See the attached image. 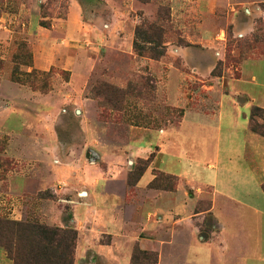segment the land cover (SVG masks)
Instances as JSON below:
<instances>
[{
  "label": "rangeland",
  "instance_id": "obj_1",
  "mask_svg": "<svg viewBox=\"0 0 264 264\" xmlns=\"http://www.w3.org/2000/svg\"><path fill=\"white\" fill-rule=\"evenodd\" d=\"M152 23L159 59L134 49ZM186 103L207 114L199 124L181 122ZM253 106L264 108V0H0V218L76 229L75 264H156L142 252L264 264L260 193L218 196L223 227L205 213L214 183L264 177L244 146ZM159 172L177 188L152 187ZM0 264H13L3 248Z\"/></svg>",
  "mask_w": 264,
  "mask_h": 264
},
{
  "label": "trees",
  "instance_id": "obj_2",
  "mask_svg": "<svg viewBox=\"0 0 264 264\" xmlns=\"http://www.w3.org/2000/svg\"><path fill=\"white\" fill-rule=\"evenodd\" d=\"M161 28L154 23L148 28H136L134 49L139 55L159 59L165 54L158 41ZM158 36V37H157ZM149 45L141 44L139 39ZM262 118L263 122L257 121ZM249 128L264 136V108L253 106L249 118ZM156 157V155H154ZM150 160V159H149ZM154 159H152L153 161ZM177 176L159 172L151 186L173 191L177 188ZM264 190V183L262 184ZM78 231L70 227L51 226L35 221H17L0 218V248H3L13 264H75ZM142 258H151L157 264L156 252H142ZM135 254L133 259L135 258ZM132 264H135L133 261Z\"/></svg>",
  "mask_w": 264,
  "mask_h": 264
},
{
  "label": "crops",
  "instance_id": "obj_3",
  "mask_svg": "<svg viewBox=\"0 0 264 264\" xmlns=\"http://www.w3.org/2000/svg\"><path fill=\"white\" fill-rule=\"evenodd\" d=\"M77 7L78 6L75 4L71 7L70 12H69V16L62 23V25H66V27L70 31H72L74 29L75 24H78L77 22H79L78 21V10L79 9ZM85 25H86V28H90V29H94V28L99 27L97 22H88ZM41 49H43V50L39 51L38 53L36 52L35 64L39 68L47 69L48 67L51 66L52 63H54V60H52L53 57H51L50 53H49V55L47 54L48 53L47 50L50 49L49 47H42ZM83 68H85V67H83ZM189 76L195 77V76H191V75H189ZM82 77H84V75ZM244 100L247 101V99H244ZM188 105L189 104H187V103L185 104L186 111H185V114H184L181 122H184L185 120H187V121H190L192 123L199 124L200 121L204 118V116L206 117L207 114L203 111L200 112V110L193 111V112L189 111ZM206 105L207 104H202L201 102H198L196 104V106H198L200 109L201 108H207ZM250 114H251V112H250ZM249 118H250V115H249ZM161 130L164 131V129H161ZM245 138H246V143L244 145L245 150H247V148L251 147V148H253V150H251L250 152H254V154H258L259 157L261 156L262 159L260 161L261 162L260 167H262V170L264 171V154L262 153V152H264V140H263L264 137L260 136L259 134L254 133L253 131L250 130V128H247V132H245ZM244 152H248V151H244ZM241 171H242V169H241ZM241 171H240V174L243 173V172L241 173ZM255 176L256 175H255V172H253V170H245V172L241 175V179L239 181H233L229 185H227V187H219V185H217V183H214L215 185L211 186V188L213 190L212 196H211V205H210V208L207 211H205V213L211 214L213 219L215 220V222L218 224V226L223 227L224 224L222 223V221L219 218H217L216 215L214 214V210H215L216 204H217L216 198L218 196H221L228 203H239L242 205H247V203L253 202V201H255V203H256V199L253 198V196L254 195L257 196V195L261 194L262 196L259 199H260L261 204L264 205V190L262 188V184L264 183V177L261 181L258 182L256 180H254ZM235 189L243 190L242 192L245 194V196H247L246 197L247 199H243V197H241L242 194L240 195V193L237 192ZM259 189H262V192H260ZM199 197H201V196H199ZM256 204H258V203H256ZM251 208L254 209L256 212H259V210H260L256 207H251ZM198 229L199 228L196 227V230H198ZM188 263L189 264H203V263H199V262H188Z\"/></svg>",
  "mask_w": 264,
  "mask_h": 264
},
{
  "label": "water",
  "instance_id": "obj_4",
  "mask_svg": "<svg viewBox=\"0 0 264 264\" xmlns=\"http://www.w3.org/2000/svg\"><path fill=\"white\" fill-rule=\"evenodd\" d=\"M78 112H80V111H78ZM87 193L86 192H83V195H86Z\"/></svg>",
  "mask_w": 264,
  "mask_h": 264
}]
</instances>
